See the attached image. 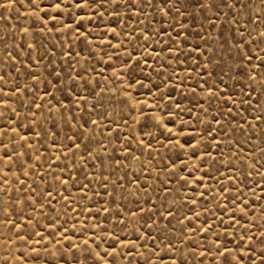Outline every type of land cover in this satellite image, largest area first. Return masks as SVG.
<instances>
[{
	"label": "rangeland",
	"instance_id": "1",
	"mask_svg": "<svg viewBox=\"0 0 264 264\" xmlns=\"http://www.w3.org/2000/svg\"><path fill=\"white\" fill-rule=\"evenodd\" d=\"M59 2L17 0L0 10V88L21 89L0 105V129H13L0 139L16 154L5 168L0 150V264H93L97 252L100 264H171L169 242L185 264H220L219 245L236 255L248 237L259 256L264 80L249 71L258 61L244 57L264 49L261 0L167 16L147 7L159 0H96L80 9L77 0ZM53 69L63 95L46 94ZM42 96L36 111L29 102ZM74 134L80 149L65 139ZM209 224L207 233L194 231Z\"/></svg>",
	"mask_w": 264,
	"mask_h": 264
},
{
	"label": "snow or ice",
	"instance_id": "2",
	"mask_svg": "<svg viewBox=\"0 0 264 264\" xmlns=\"http://www.w3.org/2000/svg\"><path fill=\"white\" fill-rule=\"evenodd\" d=\"M17 0H3V3H0V10H4L6 8H8L10 5L16 3ZM121 2H123V0H121ZM112 3H115V0H112ZM144 0H141V6H143ZM179 3V0H159V4H155L154 2H149L147 3V7L148 8H158L159 11L164 15L167 16L169 15L171 12L175 11V13L177 15H183V13L181 12V8H187V7H194L197 11H204V10H219V9H228L229 11H231L232 9L236 8L238 10L240 9H247L249 7H251V5L249 4H245L243 3V0H190L189 3H185L182 4L180 7H177V4ZM96 5V0H77V2L75 3V7L77 9L80 8H92L93 6ZM128 5L125 4V7H127ZM134 8H136L137 11H140V8H138L135 4L132 5ZM37 9L39 10V6H36ZM48 7H52V5H48ZM62 6V4L59 2V0H56L55 3V8L60 9ZM100 7L102 8L103 5H100ZM260 11L262 14H264V0H261V8ZM89 19H91V17H88ZM217 18H218V13H217ZM260 17H257V19H259ZM235 23H239V21H235ZM186 25H181V28H186ZM111 31L115 32V28H112ZM77 32L79 33V26H77ZM240 36L243 37L244 32L240 31ZM171 35V33L169 34ZM181 35L180 32L177 33V36ZM258 35L260 37H264V31H261L260 33H258ZM250 39H251V33H249ZM251 42L253 44H255V40H251ZM241 46L243 47H247L246 44H243V41L241 40ZM33 45L29 44L28 47L31 48ZM199 46H197V50H198ZM171 51V50H170ZM177 51H179V49H177ZM257 51L260 53L259 57L257 56H253L251 55V53H246L245 54V59L247 60L248 64L251 65V61L253 59L257 60L258 63L255 65L254 68L250 67L249 71H251L252 73V78L256 79L259 78L261 80H264V49L261 48H257ZM129 60H132V57L129 56ZM146 63V62H145ZM133 66H135L133 64ZM260 71H257V70ZM19 71V70H18ZM54 73H55V79L53 81H49L50 86L53 88V93H46L49 96L54 95L55 92H61V94L63 95L64 93V89L62 87L57 86V84L55 83V80H60V83L62 84L63 81L61 79V71H56L55 69H53ZM49 75H52V73H49ZM30 79H32L33 81L38 79V76L36 75H32L31 73L29 74ZM80 75L77 72H74L71 79L75 80V79H79ZM247 78V77H246ZM4 77L0 76V80H3ZM21 91V89L17 86L15 87L14 91H11V93H9V91L0 88V92H3V97H0V105H5L7 106L8 103V97L9 95H11L12 97H15L19 92ZM25 91H27V89L25 88ZM209 93H212V89H208ZM68 92L69 94L75 98V102L77 104L81 103L83 101V97H80L78 93H76L71 84L68 88ZM68 97H65V99H67ZM41 99V103L37 104L35 99L31 100L29 103L31 104H35L36 105V111H39L42 107H43V96L40 98ZM60 101L57 100V104L59 105ZM243 103V101H242ZM65 107H67V105H65ZM92 107H95V105H92ZM179 107V105H177V108ZM13 111H15V109H13ZM17 116L19 115V113H16ZM33 119H35V112H33ZM255 119L260 120L261 117H255ZM87 123V121L85 122ZM92 125L95 126L96 125V121L93 120L91 121ZM81 127L83 128L84 125H81ZM6 131H13V129L10 127L9 124H5L3 129H0V136H4L6 134ZM169 131L171 132V129H169ZM35 135L37 137L41 136V133L39 131L35 132ZM21 140L23 141H27L30 138L25 135L20 137ZM65 139L70 140V146L75 147L76 149H80L81 148V143L78 142L79 138L75 136V134L73 135V137L69 138V137H65ZM9 143H11V140H9ZM141 143H143V141H141ZM200 141H197L196 144L192 145V148H196L199 146ZM29 147H31V145L29 144ZM21 148L23 149V145H21ZM0 150H2V155L4 157V160L6 161L5 163V168H9L10 165L13 163L14 159H15V151L14 149L10 150L8 148V145L4 143V140L0 139ZM84 152L87 153V155L89 157L92 156V152L90 150V148L87 145H84ZM21 155H25V152L22 150ZM37 159H39V156H37ZM59 159V157H57V160ZM201 159H203V154L201 155ZM117 164H119V160L116 161ZM183 169L181 168V171ZM262 180H264V177H262ZM65 183L67 182V180L65 179L64 181ZM5 183H7L6 179H5ZM83 191V189H81ZM105 192H107V189L105 188ZM109 196L112 195V193H108ZM203 195V194H202ZM51 197V193H49V198ZM193 203H195V201H193ZM101 211H105L107 212L108 209H104L101 208ZM130 211V210H129ZM139 212H143L144 209L143 208H139L138 209ZM120 213H122L121 215V219L123 220L124 218L127 217L128 212H125L123 209L119 210ZM133 216L136 215V212H132L131 213ZM193 217H189V219H192ZM200 218L199 213L195 214V219L198 221ZM150 226V225H149ZM212 225H207V227H199L194 229V231L197 232H203V233H207L208 231L211 230ZM109 235L111 236L112 234L109 233ZM145 238H148V233H145ZM99 239V237L97 238ZM248 245L243 248L240 249L239 252H237L236 255H233V251H235L234 249H229L227 247H225L224 245H219L216 248V251L218 253V259L220 261V264H249V259L251 257V264H257V259H259V264H264V239L256 241V243H259L261 245V252L259 254V256H257V254L254 252L253 248H252V243H253V237H248ZM218 243V242H217ZM241 243H243V239H241ZM142 247L144 245H141ZM98 247V246H97ZM223 248V251H220V249ZM237 248H239V245L237 246ZM168 250L171 253H176V255H170L169 259L171 261V264H185L184 259L179 255V253L177 252V249L171 244V242H169L168 245ZM208 251V249H205V253ZM113 252H115V248H113ZM205 253H201V257H203V255ZM95 256L98 259L93 260V264H100V260L103 259V257L101 256V254L99 252L95 253ZM60 261L63 262V257H60ZM45 264H47V262H45ZM104 264H114V262L109 259V260H104Z\"/></svg>",
	"mask_w": 264,
	"mask_h": 264
}]
</instances>
